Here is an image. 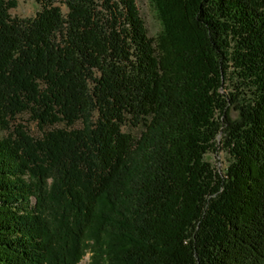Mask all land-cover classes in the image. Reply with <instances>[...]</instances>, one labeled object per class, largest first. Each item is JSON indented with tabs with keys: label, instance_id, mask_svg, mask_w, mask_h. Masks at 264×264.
Instances as JSON below:
<instances>
[{
	"label": "trees",
	"instance_id": "16d2710c",
	"mask_svg": "<svg viewBox=\"0 0 264 264\" xmlns=\"http://www.w3.org/2000/svg\"><path fill=\"white\" fill-rule=\"evenodd\" d=\"M34 1L0 0V264H264V0H151L156 37Z\"/></svg>",
	"mask_w": 264,
	"mask_h": 264
},
{
	"label": "rangeland",
	"instance_id": "374dc122",
	"mask_svg": "<svg viewBox=\"0 0 264 264\" xmlns=\"http://www.w3.org/2000/svg\"><path fill=\"white\" fill-rule=\"evenodd\" d=\"M140 9L141 15L146 21V26L149 31V35L156 37L160 32L162 26L157 16L156 10L151 0H136ZM40 9V5L34 0H18V6L11 9V15L18 18H30L34 17L36 12ZM238 113L234 110L233 116L237 117ZM12 128L23 125L32 135L39 137L41 130L39 129L37 122L32 119L29 114L18 115L13 121H11ZM63 125H60V127ZM52 127H46L50 129ZM125 131L131 132L133 135H139V128L125 126ZM229 154L221 150L217 154L209 153L207 159L212 161L220 169H225L229 163ZM78 264H93L92 252L88 251Z\"/></svg>",
	"mask_w": 264,
	"mask_h": 264
}]
</instances>
